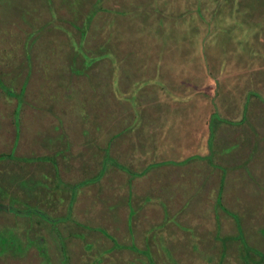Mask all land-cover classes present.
I'll return each mask as SVG.
<instances>
[{"label": "crops", "instance_id": "crops-1", "mask_svg": "<svg viewBox=\"0 0 264 264\" xmlns=\"http://www.w3.org/2000/svg\"><path fill=\"white\" fill-rule=\"evenodd\" d=\"M102 6L107 47L75 71L48 50L46 77L29 83L17 40L2 53L21 105L0 110L14 113L12 135L0 133V202L22 210L0 227L30 241L0 246V264H262L264 0ZM154 7L167 15H131Z\"/></svg>", "mask_w": 264, "mask_h": 264}, {"label": "rangeland", "instance_id": "rangeland-1", "mask_svg": "<svg viewBox=\"0 0 264 264\" xmlns=\"http://www.w3.org/2000/svg\"><path fill=\"white\" fill-rule=\"evenodd\" d=\"M100 4L101 6L103 5L102 7L110 9V0H0V81H3V83L0 82L1 111L6 107H10V109H12V107L15 108L13 99L18 96L15 93L16 84L9 83V78H14L13 82L15 81L16 74L9 73V64H6V60L3 57L4 52L10 51L9 48L13 47L15 40H17L16 42L20 47L18 48L19 51L17 53L21 54L22 61H25V66L23 67L22 73L20 71L23 77L24 73L28 70V73L23 78V80L26 79L30 83L34 77L39 79L40 77H46L45 73L42 72V69L46 70L44 67L49 65L52 57L47 59L45 57L43 58L42 55H44L43 53H48L47 51L52 49L63 51L65 54H63L64 58H62L61 61L69 62L70 66H72V69L75 71V69H78L79 65H82L83 56H85L87 53L88 55L93 54L96 49L101 48V45L102 47H107L108 41H106L105 37L103 36L104 33H108L107 27L105 25H99L98 23L100 22L97 20L100 15L98 12L96 13V11H99L96 10V5L98 6ZM163 12L165 13L167 11L159 12L158 9L154 7L150 11H147V9H142L141 12H134L131 15L133 18L137 19H146L151 17L159 18L167 15V13H165V15ZM202 18L204 19L203 15L201 16V19ZM216 23L217 22H215L214 26H212V24L208 26L209 41L212 37L215 38V36L220 35L218 33L220 29H218V25H216ZM138 28L139 33H141L142 27L139 26ZM222 30L223 32L221 35L224 33V29H221V31ZM31 33H34L36 37L32 38ZM162 33H165V29H162ZM48 34H53L55 37L50 36L49 39L51 41H47ZM188 34L192 35L193 32L189 30ZM68 35H71L70 40ZM102 36L104 37V40L102 39ZM65 39L68 40L64 42ZM52 43L53 45H50ZM206 44L207 42H205V45ZM37 52L39 53L38 58L34 56ZM85 58L86 61H88L87 59H89L90 56ZM92 58L93 57L90 59ZM158 61H160V59H158ZM104 66H106V64H104ZM93 77L94 74L88 72V75L85 76V84L86 82L88 84L90 81H93ZM103 81L104 82L102 84L105 88L107 87L105 82L109 81L105 76H103ZM97 83L99 84V81ZM97 87L99 86L97 85L96 88ZM36 92L37 91H35V95ZM28 94L25 95L24 100L26 101L24 106L22 105L21 108L23 107L22 116L23 120L25 121L24 124L29 125L31 124V116L28 119L27 114L30 112V103L33 101H31ZM102 96L103 97L100 99H103L104 102L105 95L103 94ZM19 100L21 105V96L19 97ZM18 102L19 101L16 98L17 110L20 108L18 107ZM35 103L36 102H33L32 107H37ZM46 106L47 104H44L45 110ZM102 106L100 107L102 112V114H100L101 117H99L100 120L103 117L108 116L105 114L108 110V106ZM39 109L41 110L42 108L39 107ZM0 116L1 120L4 121H0V133L12 135L11 131L13 130V121L7 120L8 118H13L14 113L12 112L10 115L4 114ZM3 123L5 124V127L3 126ZM3 142L4 140L2 143ZM9 157L12 156L10 155ZM0 158H4V155H2V157L0 156ZM0 204L4 206L0 207V225L3 226V224H5V222L8 220L5 216L6 214L14 216L19 212H15L12 209L9 210V208H6L15 204L11 201H1ZM19 204H24L23 206H26L23 208L25 212H28L30 211L29 209L33 208L31 207V204L25 201L20 200ZM16 209L19 211L22 210L20 208ZM37 213L39 215L44 214H40V212ZM76 224H81V222L79 221ZM10 228H12L10 225H8V227H0V246L10 247L11 249L18 248L17 251H20L23 247V244L28 245L27 242L30 241V238L26 237L25 241H23L20 239L19 235L11 233L10 231L12 230H10ZM75 234L77 235V233ZM77 236H80V233ZM42 252L44 251H40V254ZM262 253H264L262 250L258 252V261L264 264V254Z\"/></svg>", "mask_w": 264, "mask_h": 264}, {"label": "trees", "instance_id": "trees-1", "mask_svg": "<svg viewBox=\"0 0 264 264\" xmlns=\"http://www.w3.org/2000/svg\"><path fill=\"white\" fill-rule=\"evenodd\" d=\"M3 205L2 204H0V207H2ZM4 207V206H3ZM6 208H9V210L10 209H12L13 211H17V212H19V210L18 209H16V207L15 206H9V207H6ZM29 210H32V211H38V209H35V208H32V209H29Z\"/></svg>", "mask_w": 264, "mask_h": 264}]
</instances>
